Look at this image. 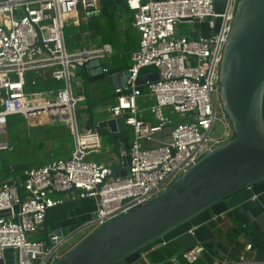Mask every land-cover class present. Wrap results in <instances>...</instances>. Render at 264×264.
Masks as SVG:
<instances>
[{
    "label": "built area",
    "instance_id": "2783aa9c",
    "mask_svg": "<svg viewBox=\"0 0 264 264\" xmlns=\"http://www.w3.org/2000/svg\"><path fill=\"white\" fill-rule=\"evenodd\" d=\"M238 2L224 0L218 11L216 0H126L140 40L131 53L126 82L115 87L111 112L132 127L134 140L128 175L111 178L110 167L87 159L88 148L100 145V135L79 130L71 71L104 56L105 51L87 47L70 51L65 37L69 23L80 12L98 10L101 0H0V150L10 148L3 137L14 115L33 124L66 116L76 140L71 157L31 167L24 180L0 183L3 264H53L66 253L62 247L75 231L67 236L62 227L45 228L44 238L30 237L46 224L53 209L66 202L54 196L57 192L75 187L79 193L72 192L71 200H91L94 210L85 225L95 229L159 195L206 153L234 138L231 120L215 97L220 95L221 65ZM179 22L206 24L207 28L200 27L197 38L194 32L192 37L180 35ZM147 67L159 73L157 80L144 84L155 99L150 107L154 122L142 118L138 105L143 93L138 80ZM46 69L62 85L53 100L36 103L26 90L28 76ZM174 115L181 118L175 124ZM217 121L224 131L212 137ZM167 125L172 126L169 141L144 146V141H154ZM251 249L248 244L228 264H256L248 256ZM200 252L195 246L183 257L192 263Z\"/></svg>",
    "mask_w": 264,
    "mask_h": 264
},
{
    "label": "water",
    "instance_id": "95a60500",
    "mask_svg": "<svg viewBox=\"0 0 264 264\" xmlns=\"http://www.w3.org/2000/svg\"><path fill=\"white\" fill-rule=\"evenodd\" d=\"M216 1L218 11H222L219 3L224 0ZM219 23L220 18L216 32ZM77 68L85 76L81 82L85 88L81 95L89 105L85 125L118 144L116 134L128 133V125L123 117L112 115L113 103L102 102L115 99L107 93L109 79L115 80L117 73L125 83L128 70L104 71L107 67L101 58ZM148 78L157 80L158 71L151 77L141 75L139 84ZM95 82V86L88 85ZM95 94L101 97L91 101ZM220 97L234 138L206 153L159 195L93 229L53 264H133L143 254L173 240L184 251L191 250L215 239L210 226L215 218L264 192V0L238 2L221 65ZM129 152L114 149L119 164L109 177L128 175ZM24 167L29 165L10 166L12 170ZM72 192L79 190L72 187L57 194ZM89 227L83 226L70 239Z\"/></svg>",
    "mask_w": 264,
    "mask_h": 264
},
{
    "label": "crops",
    "instance_id": "0c3cea01",
    "mask_svg": "<svg viewBox=\"0 0 264 264\" xmlns=\"http://www.w3.org/2000/svg\"><path fill=\"white\" fill-rule=\"evenodd\" d=\"M81 16L82 18L79 14L75 17L74 25L76 27L83 25L85 31L78 45L73 50H69L76 51L83 47L90 50L103 49L105 54L100 58L107 68H123L126 71L132 63L131 53L138 48L140 40V33L133 25V15L126 6V0H101L98 10L91 15L82 13ZM80 72L81 75L75 77L73 93L78 100H81L79 109H76V115L80 120L79 130L88 133L90 129L85 125V115L88 113L89 105L88 100L81 95L82 90L85 89L81 84L85 76L81 70ZM155 72L153 67H147L141 71V75L151 77ZM32 80L35 83H32ZM148 80L151 79L148 78ZM120 82H122L120 74L116 73L115 80L109 79L110 85H108L107 93L115 95L114 84ZM145 83L142 84L143 93L138 97V105L143 110L142 118L145 121L154 122L150 107L155 103V99L149 94ZM97 84L96 82L88 83L91 87ZM61 85L52 77L51 69H46L41 71L39 75L29 73L26 90L30 97L33 94L37 95L36 98L34 97L36 103H43L53 100ZM32 87H38V90H30ZM33 91L36 92L33 93ZM100 97L101 95L95 94L90 100L95 101ZM115 102L116 95L115 99L102 102V104L111 105ZM26 125L27 133L23 135L25 144L37 149V155L10 161V166L14 163H20L29 165V167L17 170H12L9 167L12 174L8 180H24L29 168L42 166L51 160L69 158L76 148L75 135L70 127V120L66 116L43 118V121L35 124L27 120ZM171 127V125H167L162 132L156 135L154 141H144V146L152 147L160 144L161 141H169L171 139ZM128 128V133L119 132L116 134L118 140L116 145L109 136H100V145H92L88 148L87 159L105 164L113 170L119 164L114 149H130L134 140L133 129L130 126ZM3 140L7 141L10 147L5 150L14 149L8 138V126L7 134ZM54 196L70 200L72 193L65 195L56 193ZM62 208L63 206H59L53 209L48 215L46 224L53 223L54 228L62 227L65 231L68 229L72 233L76 228L85 226L91 217L94 205L91 200H88L87 205L71 210L67 218L57 220L58 213ZM210 226L215 234V239L198 245L201 252L198 259L192 263L183 257L185 251L173 240L143 254L133 264H228L234 262L248 244L252 246L248 253L249 258L256 264H264V192L218 216L210 223ZM45 228H47L46 225L40 230ZM35 235L37 236V234Z\"/></svg>",
    "mask_w": 264,
    "mask_h": 264
},
{
    "label": "rangeland",
    "instance_id": "374dc122",
    "mask_svg": "<svg viewBox=\"0 0 264 264\" xmlns=\"http://www.w3.org/2000/svg\"><path fill=\"white\" fill-rule=\"evenodd\" d=\"M80 17L82 18L81 14L82 12L79 13ZM84 14V13H83ZM75 22V21H74ZM74 24L73 21H71L69 23V25ZM68 25V26H69ZM67 26V27H68ZM203 27V28H207L206 24L203 25H198V24H194L191 22H179L177 25V32L180 35H188L192 37V32L195 33V38H197L198 34H199V28ZM72 80L73 83L75 82V77H78L81 75V72L78 68H72ZM78 75V76H77ZM30 90H38V87H32V89ZM36 91H33V93H35ZM34 97L36 98L37 95L35 96V94H33L31 96V98L34 100ZM216 103L219 106V103L222 102L220 95L216 94ZM81 102V100H78V105H77V109H79V103ZM172 120L173 123H177L181 120L179 115H174L172 116ZM26 121L27 119L21 115H14L11 116L9 118V124H8V138L10 143L13 144L14 149L13 150H0V173L4 175V172H6L8 170L7 166L10 167V161L16 160V159H20V158H31L37 155V149H33L30 146H27L25 144V139L23 138L27 131L26 129H28L26 126ZM77 121L78 124L80 126V120L77 117ZM224 131V126L221 122L217 121L216 123V129H214L211 133L212 137H220L223 134ZM156 146V145H153ZM88 203V202H86ZM85 221V220H84ZM83 221V222H84ZM83 227V226H82ZM80 227V228H82ZM79 228V229H80ZM93 227H89L81 232H79L77 235H75L74 237H72L71 239H69V241H67L64 246L62 247V250L64 251H68L71 247H73L77 242H79V240H81L84 236H86L88 233H90L93 229ZM78 229V230H79ZM75 232L77 231V228L74 230ZM66 234L67 236L70 235V231L68 229H66ZM46 236L45 234V230L43 231H39L36 235L31 234L30 237L31 239H41L44 238ZM10 255V254H9Z\"/></svg>",
    "mask_w": 264,
    "mask_h": 264
},
{
    "label": "trees",
    "instance_id": "16d2710c",
    "mask_svg": "<svg viewBox=\"0 0 264 264\" xmlns=\"http://www.w3.org/2000/svg\"><path fill=\"white\" fill-rule=\"evenodd\" d=\"M98 29V28H97ZM84 27L83 25H80V27H76L74 24H71L65 29V37H66V44L70 50H73L79 43V40L84 33ZM9 124V121H8ZM8 126V125H7ZM8 170L4 172V175L0 173V181L8 180L11 176V170L7 166ZM88 200L84 199H78V200H66V202L62 205L63 208L58 213L57 220L65 219L69 216L71 210L75 208H79L81 206L87 205ZM47 228L51 229L54 228L55 225L53 223L51 224H45Z\"/></svg>",
    "mask_w": 264,
    "mask_h": 264
},
{
    "label": "flooded vegetation",
    "instance_id": "af4514ba",
    "mask_svg": "<svg viewBox=\"0 0 264 264\" xmlns=\"http://www.w3.org/2000/svg\"><path fill=\"white\" fill-rule=\"evenodd\" d=\"M78 229H79V228H78ZM78 229H77V230H78Z\"/></svg>",
    "mask_w": 264,
    "mask_h": 264
}]
</instances>
